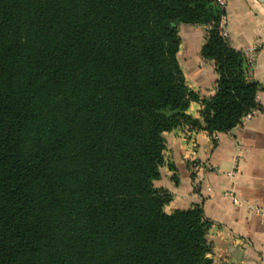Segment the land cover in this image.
<instances>
[{"label": "trees", "instance_id": "obj_1", "mask_svg": "<svg viewBox=\"0 0 264 264\" xmlns=\"http://www.w3.org/2000/svg\"><path fill=\"white\" fill-rule=\"evenodd\" d=\"M223 16L216 0H0V264H215L201 205L167 212L154 182L165 133H227L260 108ZM181 25L205 28L209 99L184 78Z\"/></svg>", "mask_w": 264, "mask_h": 264}, {"label": "crops", "instance_id": "obj_2", "mask_svg": "<svg viewBox=\"0 0 264 264\" xmlns=\"http://www.w3.org/2000/svg\"><path fill=\"white\" fill-rule=\"evenodd\" d=\"M226 16L228 37L235 49L259 46L252 78L263 88L257 99L260 108L232 131L217 133L216 138L204 130L186 128L165 133L166 163L154 185L172 195L167 212L201 205L210 222L207 239L215 264H264V220L244 204L264 202V4L259 0H229ZM179 32L178 58L184 78L200 99H209L214 95L217 75L214 63L200 53L205 28L181 25ZM200 110L201 102L192 101L187 114L199 118ZM192 151H196L197 169L191 161ZM231 171L235 175L227 176ZM207 186L212 188L211 195ZM230 190L244 203L233 205L223 196Z\"/></svg>", "mask_w": 264, "mask_h": 264}, {"label": "built area", "instance_id": "obj_3", "mask_svg": "<svg viewBox=\"0 0 264 264\" xmlns=\"http://www.w3.org/2000/svg\"><path fill=\"white\" fill-rule=\"evenodd\" d=\"M228 1L229 0H216L217 4L221 7H226L227 4H228ZM220 30H221V34L223 36H228V19H227V16H223L222 19H221V22H220ZM258 45L255 46L254 48H251V49H248V50H245L243 51L245 56H246V59H247V65H248V68H249V77L252 78V70H253V67L255 65V59H256V53H257V49H258ZM258 99V97H257ZM254 112L248 114L244 119L243 121H246L248 120L252 115H253ZM217 133H213L212 136L214 138H216V135ZM191 161L193 164V168L194 169H197L198 166L195 164V159H196V151H192L191 152ZM207 168L209 170H215V168H213L212 166H207ZM235 175V172L234 171H231L229 173H227V176H230V177H233ZM197 180L198 182H202L203 179L201 177H197ZM206 192L208 195H211L213 192H212V188L207 186L206 187ZM223 196L228 198V200H230V202L233 204V205H239L241 203H244L243 201H241V199H239V197L237 195H235V193L230 190V191H225L223 193ZM246 205V207L253 213L255 214H258L260 215L263 220H264V202L263 203H260V204H252V203H244Z\"/></svg>", "mask_w": 264, "mask_h": 264}, {"label": "water", "instance_id": "obj_4", "mask_svg": "<svg viewBox=\"0 0 264 264\" xmlns=\"http://www.w3.org/2000/svg\"><path fill=\"white\" fill-rule=\"evenodd\" d=\"M259 1L264 4V0H259Z\"/></svg>", "mask_w": 264, "mask_h": 264}]
</instances>
